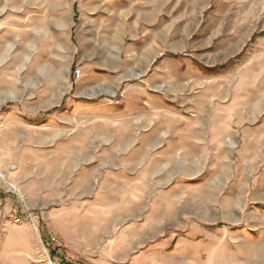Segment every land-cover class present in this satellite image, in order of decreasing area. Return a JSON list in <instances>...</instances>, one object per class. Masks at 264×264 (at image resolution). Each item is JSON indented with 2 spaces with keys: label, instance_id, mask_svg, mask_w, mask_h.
Instances as JSON below:
<instances>
[{
  "label": "rangeland",
  "instance_id": "1",
  "mask_svg": "<svg viewBox=\"0 0 264 264\" xmlns=\"http://www.w3.org/2000/svg\"><path fill=\"white\" fill-rule=\"evenodd\" d=\"M14 1L0 264H264V0Z\"/></svg>",
  "mask_w": 264,
  "mask_h": 264
},
{
  "label": "crops",
  "instance_id": "2",
  "mask_svg": "<svg viewBox=\"0 0 264 264\" xmlns=\"http://www.w3.org/2000/svg\"><path fill=\"white\" fill-rule=\"evenodd\" d=\"M14 0H1L0 16H8L11 9L17 7ZM76 0H25V14L27 19L33 23L34 17H40L42 22L50 25L58 32L72 34L73 21L75 17ZM126 135V134H125ZM131 139L124 140L127 145Z\"/></svg>",
  "mask_w": 264,
  "mask_h": 264
},
{
  "label": "trees",
  "instance_id": "3",
  "mask_svg": "<svg viewBox=\"0 0 264 264\" xmlns=\"http://www.w3.org/2000/svg\"><path fill=\"white\" fill-rule=\"evenodd\" d=\"M51 252V257L53 259H55L58 255H56V252L53 249H50ZM59 264H73L72 262L69 261H65L64 259H61V261L59 262Z\"/></svg>",
  "mask_w": 264,
  "mask_h": 264
},
{
  "label": "built area",
  "instance_id": "4",
  "mask_svg": "<svg viewBox=\"0 0 264 264\" xmlns=\"http://www.w3.org/2000/svg\"><path fill=\"white\" fill-rule=\"evenodd\" d=\"M76 75L77 76L79 75V71L78 70L76 71ZM52 240L55 241V242L57 241L54 237H52Z\"/></svg>",
  "mask_w": 264,
  "mask_h": 264
}]
</instances>
